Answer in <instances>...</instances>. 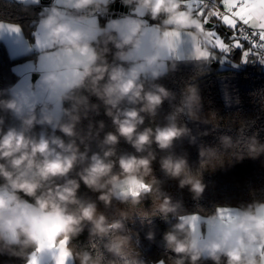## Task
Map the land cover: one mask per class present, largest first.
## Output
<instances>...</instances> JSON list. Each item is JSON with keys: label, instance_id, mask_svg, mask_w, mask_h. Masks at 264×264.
Masks as SVG:
<instances>
[{"label": "trees", "instance_id": "16d2710c", "mask_svg": "<svg viewBox=\"0 0 264 264\" xmlns=\"http://www.w3.org/2000/svg\"><path fill=\"white\" fill-rule=\"evenodd\" d=\"M134 2L135 0H132L131 6ZM42 3L40 1V4H27L16 0H0V21L18 24L26 39L31 42L37 22L46 17L42 14ZM163 18L161 16L152 21L147 13L145 14V19L150 23H157ZM218 31L221 34L226 33L222 27H219ZM110 37L115 42L121 40L113 30H108L100 32L90 44L107 63L109 70L120 67L128 73V62L114 58V53L118 51L124 53L126 46L117 49ZM215 56L219 57L216 54ZM24 58L11 59L0 42V99H14L10 88L18 79V75L12 66ZM229 59L237 67H220L215 59H170L167 61L166 71L158 77L142 76L136 80V83L143 84L145 91L153 90V85H162L171 93L156 110L155 116L149 117L146 113H141L145 120L140 130L144 127L154 129L158 125L174 123L177 127L187 128L188 132L174 140L167 149L161 150L155 144L151 145L150 151L155 160L151 163V173L143 177L142 183L146 185L151 183L152 188L148 192L140 190L137 196L138 203H132L130 192L128 200L120 203V197L115 195L113 189L112 205L105 208L102 202L96 201V193L81 185L77 196L82 200L96 201L97 213L105 215L106 223L111 224L114 220L120 219L123 228L120 230L109 228L104 234L89 236L91 225H86L82 234L68 240L67 245L73 256V264H80L77 254L82 255L84 252L90 256L89 264H152L157 260H163L165 264H175L179 257L171 252L172 246L166 244L164 233L173 232L177 240L191 242L190 228L187 224L182 230L173 227L184 222V219H180L181 216H191L197 212L200 217L208 218L215 216L218 208L252 211L264 203V150L261 148L264 146V72L253 60L241 64L239 50L233 52ZM100 63L101 59L92 66ZM213 63L218 66H212ZM106 79L107 76L99 85L102 86ZM77 85L78 83L73 85L63 95L61 116L56 124L67 123L71 116L80 115L81 119L76 129L83 135L90 123L95 131L98 122L102 121L104 128L100 131L99 137L85 141L89 147L87 155L91 156L93 152L100 151L97 147L98 140L102 139L106 132L114 131V127L111 119L104 114L103 102L92 94L91 77H85L83 83ZM187 85L195 88L196 98L190 101L187 99L189 94ZM119 107L130 105L121 102ZM85 108L86 119L83 116ZM177 108L182 111H177ZM65 110H68L69 114L66 115ZM40 111L33 108L21 116L27 118L30 114L35 115L37 120L42 116H48ZM0 118H3V125L0 127L4 129L19 127L20 120L11 112L0 110ZM41 132L45 136L60 135L51 124L35 125L30 134L38 136ZM225 137L230 139L228 146L222 142ZM64 139L67 143L68 138ZM76 143L79 145V151L84 152V144H80L79 140ZM250 146L255 147L256 151H250ZM115 150L116 156L110 159L115 160L126 153L148 155V151L135 153L122 138L115 146ZM164 158H170L173 162L186 160L181 178L202 179L207 185L204 194L193 199L187 188L179 189L177 180L166 175L160 167V162ZM80 167L81 165H78L64 179L74 177ZM118 171V168H113V173ZM121 179L124 177H120L118 181ZM2 187L10 191L3 181H0V188ZM161 193L171 197L173 211L166 214L159 211V204L163 199ZM23 201L34 205L27 197H23ZM68 211L75 212V206H69ZM18 231L19 229L16 232ZM149 233L152 234L151 239L148 238ZM61 236L63 232L57 238ZM0 237L3 238L0 239V244H3L7 238L1 232ZM116 243H119L118 249L114 252L109 251L108 245ZM11 247L17 248V245L13 244ZM35 249L36 243L25 249L27 260ZM240 254L242 259H254L258 264L256 258ZM224 262L225 257L221 255L219 264ZM0 264H25V261L0 255ZM183 264H189V260L185 258ZM196 264H213V261L201 253Z\"/></svg>", "mask_w": 264, "mask_h": 264}, {"label": "clouds", "instance_id": "9594fccd", "mask_svg": "<svg viewBox=\"0 0 264 264\" xmlns=\"http://www.w3.org/2000/svg\"><path fill=\"white\" fill-rule=\"evenodd\" d=\"M132 0H121L122 6L127 7ZM138 8L144 9L152 21L159 17L164 18L160 24L166 29L172 25V31H182L195 28L197 33L200 28V22L195 20L188 11H181V0H135ZM74 9H93L96 7L95 0H72ZM115 23V22H113ZM38 27L44 30L45 38L49 46L59 47L66 55L71 56L74 52L84 59L77 61L83 67V74L78 82L83 83L85 77H91L92 94L104 104V114L109 117L114 127V131L106 132L102 139L98 140L97 147L99 152H93L91 156L87 155L89 150L85 141H91L99 137L104 124L98 122L96 130L93 131L91 123L88 130L81 135L76 126L80 122V115L71 116L67 123L53 125V128L60 135L45 136L41 132L38 136L30 134L35 125L52 124L48 116H42L37 120L35 115H29L27 118L21 116V106L15 99H0V110L8 111L14 114L19 120V127H0V181L10 190L7 199L0 196V209H5L11 204L13 210L20 209V215L27 218V206L23 197L33 201V204L42 212L54 215L62 223L64 239L71 240L82 234L86 225L89 228V236L101 235L108 231L120 230L123 224L120 219L114 220L111 224L106 223V217L103 213H97L96 201L102 202L105 208L112 205L113 189L117 186L120 177H124L126 185L132 186L134 192L140 193L143 177L148 176L152 169L151 163L155 156L150 151L151 145L155 144L158 149H167L172 142L188 132V129L181 126L177 127L174 123L164 126L144 127L145 117L141 113H146L149 117L155 116L156 110L161 107L163 102L171 95L170 91L162 85H153V90L145 91L143 84L136 83L138 74L135 69L125 73L120 67L109 70L107 63L98 56L96 51L85 42L84 33L79 29H73L69 24L61 22L60 13L52 9L50 14L39 20ZM140 31V24L130 25L127 34H123L119 42H115L117 49L132 44L136 46L134 37ZM196 34V33H194ZM157 46L167 48L170 41L161 36L157 40ZM107 51V49H105ZM114 58L124 59L121 52L114 53ZM101 59V63L96 66V61ZM158 56L154 55L147 58L146 63L151 65L156 63ZM95 73V75H93ZM158 72H153V78L158 77ZM107 79L101 86L99 82ZM45 82H54L55 76L49 74L43 78ZM188 97L190 101L196 98L195 88L187 85ZM121 102H126L130 107L121 108ZM138 105V107H137ZM95 107V106H93ZM177 111L182 109L177 108ZM65 114H69L65 110ZM87 118V109L83 113ZM174 119V116L172 117ZM0 125H3V118H0ZM68 138L65 143L64 138ZM123 139L135 153L148 151L147 156H138L132 153L121 154L115 160L110 159L116 156L115 146ZM84 144V152L79 151V145ZM226 146L230 145V139L225 137L222 141ZM264 150V146H261ZM250 151H256L255 147L250 146ZM243 159V157H241ZM86 162V166L85 165ZM186 160L173 162L170 158H164L160 162L161 169L166 175L177 180L179 189L187 188L193 199L202 196L207 185L202 179L192 177L181 178L182 171L186 165ZM81 165L75 176L64 179L70 173ZM118 168V173H113V168ZM63 181L58 182V181ZM81 185L87 190L96 193V201L82 200L77 196ZM111 185V187H109ZM148 187L152 188L151 183ZM146 192V191H145ZM148 192V191H147ZM163 199L159 204L161 213L173 211L171 206V197L161 193ZM138 195H132V203H138ZM128 200V194L120 197V203ZM69 206H75V212H69ZM123 215V213H122ZM186 221L173 226L176 229H183ZM237 228L248 234L249 241H254L255 236L250 232V226L244 222L236 225ZM259 221L256 222V228H261ZM18 232H13L11 239H7L0 244V255H7L25 261V249L32 246L35 242L29 228L24 224L17 223ZM229 234H225V239ZM23 237V239H20ZM148 238H152L149 233ZM0 239H3L0 237ZM164 240L167 245L172 246L171 252L179 257L175 264H183L185 258L189 264H196L200 259L201 251L207 252V258L213 261V264H219L220 256L225 257L224 264H256L254 259H242L237 247L224 249L222 244L213 243L206 245L203 249H197L192 242L185 243L177 240L173 232H165ZM122 242V241H121ZM239 240H237V244ZM17 245V248L11 245ZM119 243L108 245L109 251H116ZM80 264H89L90 256L87 252L82 255L77 254ZM163 260H157L154 264H162Z\"/></svg>", "mask_w": 264, "mask_h": 264}, {"label": "crops", "instance_id": "0c3cea01", "mask_svg": "<svg viewBox=\"0 0 264 264\" xmlns=\"http://www.w3.org/2000/svg\"><path fill=\"white\" fill-rule=\"evenodd\" d=\"M184 3L185 0H181V9L190 12L191 16L201 23L200 19L193 15V8L183 7L182 5H184ZM61 5L64 12H70L71 9L68 7L72 6L71 0H63ZM252 6L255 9L253 13L254 17L258 19L264 18V0H253ZM56 7L58 6L55 5L54 9H56ZM57 11L60 13L59 10ZM77 11L79 12L78 18H83L84 16L94 13V10L91 8L80 9ZM0 22L5 23L6 25H18L5 21ZM222 29L227 32V29L223 27ZM200 37V34L197 33L195 29L190 28L182 30L181 39L179 41L181 43L180 48L171 42V46L168 48L167 57L174 60L215 59L221 67L232 66L233 62L230 59L225 63H220L219 61L223 58L216 57L214 53L211 54V59L207 57L198 58L199 50L208 51L211 49L210 47L203 45ZM0 42L3 44L11 59L25 57L23 60L16 61L12 66V69L18 75V79L10 88L11 93H13L15 87L21 81H24L22 82L25 86L24 90H22L24 93V97L22 98L23 102H21L24 108L22 112L25 113L31 111L35 105L45 102L49 107L40 112L45 114L52 113L57 102L59 107L62 100L61 97H63L68 91L61 88L62 85L65 84V81H69L73 84L77 82L79 78L77 73H82L83 71V67L81 64L77 63V61H82L84 58L75 52L71 56H68L60 48H55V46L51 48L46 42L42 45L40 41L39 44H35V37L29 42L24 36L22 29L20 34H17L8 31L7 27H5L0 31ZM42 57L45 58V64L43 67L41 66ZM177 57L182 58L178 59ZM49 74L54 75L56 79L54 82L46 83L43 78ZM30 78H32V81ZM25 93L28 95L26 98ZM4 190V187L0 188V191ZM7 197L8 194L4 198L7 199ZM24 203L27 206V218L20 215V209H15L14 211L11 204L5 209H0V232L8 239V236L13 234L9 229L16 232L18 230V228H16L17 223L24 224L30 229L31 234L36 241L37 250L35 249L34 252H32V255L35 253L38 264H56L58 249L62 246L61 241H67L68 243V240L64 239V236L57 238V236L63 232L61 221L54 215H49L47 212L40 211L28 202ZM226 209H229L230 211L223 214L216 212L215 216L208 218L201 217L198 221H193L191 216L184 217V219H191L189 223L191 242L196 245L197 249H203L206 245L213 243L222 244L224 249L237 247L242 255L256 258L258 264H261L258 246L264 245V203L254 208L252 211L239 210L236 208ZM257 221H259L262 226L259 230L256 228ZM241 222L250 226V232L255 236L254 241L250 242L248 234L236 227V225ZM194 225L195 228L193 227ZM210 230L213 233L211 237H209ZM226 233L229 234L227 239H225ZM237 240H239L238 244ZM50 245H54V247H50ZM67 252L69 253V256L66 258V262L67 264H73V256L68 247ZM201 253L207 255L206 251H201Z\"/></svg>", "mask_w": 264, "mask_h": 264}, {"label": "rangeland", "instance_id": "374dc122", "mask_svg": "<svg viewBox=\"0 0 264 264\" xmlns=\"http://www.w3.org/2000/svg\"><path fill=\"white\" fill-rule=\"evenodd\" d=\"M16 1L21 2V3H27V4L28 3L40 4V1L42 2L44 0H38V2L37 0H16ZM62 1L63 0H59V2H57V0H55V5L58 6L56 7V9L60 11L61 22L69 24L70 27L73 29L81 30L84 33L85 42H87L91 48L93 47L90 44V41L96 39L97 35L102 31L113 30L115 34L117 35V37L121 39L123 34H127V30L130 25H133L136 23L140 24V31L137 34V36L133 38L136 46L133 47L132 44L126 45V50L123 53L125 59H122L128 62V72L131 69L136 70L138 74L137 80L142 76L144 77L152 76L153 72H158L159 74H162L166 71L167 61L170 60L169 57H167L168 48L171 46V43L169 47H167L166 49L158 47L156 42L157 40L161 38V36H163L164 39L169 40L170 42H173L178 48H180L181 43L179 41L181 39L182 31H172L171 30L173 27L172 25H168L167 28L165 29L163 26L160 25L161 20L157 23H150L147 19H145V13H146L145 10L138 8L135 2L133 3L132 6H130L127 13L121 14L119 16L117 15L109 16L107 13V5H106L109 0H95L96 6L104 10L105 15H98V14L93 13L88 16H84L83 18L81 17L78 18L79 12L77 11V9H74L72 6L68 7L71 9L69 13L64 12L63 11L64 9L62 10V5H61ZM181 11H187V10L181 9ZM133 12H136V14H133ZM74 21H77V22H74ZM38 24H39V21L37 22L33 30V39H34V33L38 32L39 41L41 45L44 42L48 43L47 39L45 38L44 30L40 29L38 27ZM192 29H195V28H192ZM198 33L201 36L200 38H201L203 45L211 48L213 46V43H212V38L209 35L208 31L204 30L202 26H200ZM173 34H179V35H173ZM225 34H227V32ZM55 48H59V47L55 46ZM154 55L158 56V60L156 61V63L151 64V65L147 64L146 63L147 58L152 57ZM254 63L257 65H260L262 72H264V65H261L255 61ZM82 74H83V71L82 73H77L79 78L77 82H75V84L79 82ZM30 80L32 81V78H30ZM22 82L24 81H21L15 87L13 93H11L14 99L17 101V103L21 106V115L24 114V112H22L24 108L21 102H23L22 98L24 97V93L22 92V90H24L25 88ZM75 84L69 81L68 82L65 81V84L62 85L61 88L67 91ZM26 97H28V95L25 93V98ZM42 103H45V102H42ZM61 109H62V103L60 102L59 107H58V102H57L56 107L54 108V111L52 113L49 112L50 114H47L48 117H50L52 120V124H51L52 126L56 125L57 121L59 120L61 116ZM14 117L16 116L14 115ZM133 191H134V188L132 186L126 185L124 182V179L117 181V186L114 188V192L117 197H121L125 193L128 194L129 192H133ZM7 194L9 195V192L7 189H5L4 191H0V196L6 197ZM184 221H186L187 223L185 224L189 226L191 219H184ZM11 236L12 234L8 236V239H11Z\"/></svg>", "mask_w": 264, "mask_h": 264}, {"label": "snow or ice", "instance_id": "6c2138e0", "mask_svg": "<svg viewBox=\"0 0 264 264\" xmlns=\"http://www.w3.org/2000/svg\"><path fill=\"white\" fill-rule=\"evenodd\" d=\"M38 2V0H37ZM59 2V0H57ZM253 0H185L183 7H192L193 15L197 16L201 21V26L207 30L212 38L213 46L208 51L199 50L198 58L207 57L211 59V54H216L223 59L220 63H225L230 55L239 50L240 63H248L249 60L264 65V18H256L253 13L255 11ZM136 14V12H133ZM227 29V33L221 34L219 27ZM7 27L8 31L20 34L21 29L18 25L5 24L0 22V31ZM179 35V34H173ZM35 44H39V33H34ZM182 58V57H177ZM45 64V58L42 57L41 66ZM233 67H237L235 63ZM144 191H150L146 184H142ZM130 195H139L138 192H130ZM217 213H228L230 210L226 208L216 209ZM193 221L201 219L199 213L191 214ZM180 219H184L183 216ZM195 228V225L193 226ZM209 231V237L212 235ZM61 247L58 249L56 264H67L66 258L69 256L67 252V241H61ZM54 247V245H50ZM259 255L261 264H264V245H259ZM95 250V242H93ZM102 257V253L100 254ZM126 259V258H125ZM26 264H38L35 253L26 261ZM162 264H165L162 261Z\"/></svg>", "mask_w": 264, "mask_h": 264}, {"label": "built area", "instance_id": "2783aa9c", "mask_svg": "<svg viewBox=\"0 0 264 264\" xmlns=\"http://www.w3.org/2000/svg\"><path fill=\"white\" fill-rule=\"evenodd\" d=\"M43 9H42V14L43 16H48L51 12L52 9H54L55 6V0H44L42 1ZM94 13L98 15H105V11L100 9L99 7H96L94 9ZM48 108V105L46 103H40L34 106V109L36 111H40L42 109Z\"/></svg>", "mask_w": 264, "mask_h": 264}, {"label": "water", "instance_id": "95a60500", "mask_svg": "<svg viewBox=\"0 0 264 264\" xmlns=\"http://www.w3.org/2000/svg\"><path fill=\"white\" fill-rule=\"evenodd\" d=\"M106 5H107V13L109 16H116V15L119 16L121 14L127 13L128 9L131 6V3L127 7H125V6H122L121 0H109ZM98 56H100V54H98ZM212 66L216 67L218 66V64L213 63Z\"/></svg>", "mask_w": 264, "mask_h": 264}]
</instances>
